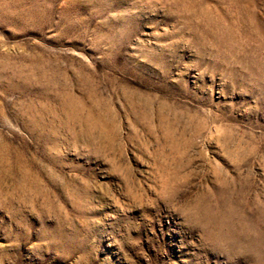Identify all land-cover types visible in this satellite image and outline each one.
<instances>
[{
	"label": "rangeland",
	"instance_id": "1",
	"mask_svg": "<svg viewBox=\"0 0 264 264\" xmlns=\"http://www.w3.org/2000/svg\"><path fill=\"white\" fill-rule=\"evenodd\" d=\"M0 264H264V0H0Z\"/></svg>",
	"mask_w": 264,
	"mask_h": 264
}]
</instances>
